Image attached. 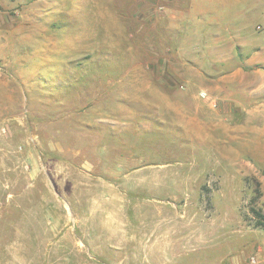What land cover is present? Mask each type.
<instances>
[{
	"label": "rangeland",
	"instance_id": "rangeland-1",
	"mask_svg": "<svg viewBox=\"0 0 264 264\" xmlns=\"http://www.w3.org/2000/svg\"><path fill=\"white\" fill-rule=\"evenodd\" d=\"M258 208L264 0H0V264H264Z\"/></svg>",
	"mask_w": 264,
	"mask_h": 264
},
{
	"label": "trees",
	"instance_id": "trees-1",
	"mask_svg": "<svg viewBox=\"0 0 264 264\" xmlns=\"http://www.w3.org/2000/svg\"><path fill=\"white\" fill-rule=\"evenodd\" d=\"M253 213L258 217L257 225L264 228V213L262 208L253 209Z\"/></svg>",
	"mask_w": 264,
	"mask_h": 264
},
{
	"label": "crops",
	"instance_id": "crops-1",
	"mask_svg": "<svg viewBox=\"0 0 264 264\" xmlns=\"http://www.w3.org/2000/svg\"><path fill=\"white\" fill-rule=\"evenodd\" d=\"M120 243H122V242H120ZM115 245H113L114 247H118V245H117V243L115 242L114 243ZM123 244V245H122ZM120 246H124L125 244H126V241L125 242H123ZM127 245V244H126Z\"/></svg>",
	"mask_w": 264,
	"mask_h": 264
}]
</instances>
